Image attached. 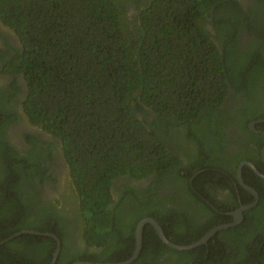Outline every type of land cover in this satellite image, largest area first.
Masks as SVG:
<instances>
[{
  "label": "trees",
  "instance_id": "1",
  "mask_svg": "<svg viewBox=\"0 0 264 264\" xmlns=\"http://www.w3.org/2000/svg\"><path fill=\"white\" fill-rule=\"evenodd\" d=\"M0 21L21 46L0 50V72L23 78L26 117L61 144L87 249L69 254L64 225L24 203L21 185L41 162L6 144L2 127L0 242L25 230L51 233L62 242L56 264L121 263L133 256L144 219L187 246L232 223L223 213L242 205L239 196L243 204L254 200L235 184L250 154L226 156L223 127L236 125L249 143L248 125L264 120V0L248 11L240 0H0ZM243 32L251 38L244 46ZM12 88L0 90V125L2 113L9 118L3 127L19 120L4 106L21 92L16 81ZM231 92L242 96L232 116L225 109ZM28 139L39 160L52 156L49 144ZM256 142L262 146L264 136ZM126 178L151 183L119 184ZM243 178L261 199L242 224L184 252L147 224L133 264H264V181L248 167ZM212 183L234 201L201 204L197 192ZM194 199L205 220L189 213ZM56 248L53 238L23 234L0 245V264H51Z\"/></svg>",
  "mask_w": 264,
  "mask_h": 264
},
{
  "label": "flooded vegetation",
  "instance_id": "2",
  "mask_svg": "<svg viewBox=\"0 0 264 264\" xmlns=\"http://www.w3.org/2000/svg\"><path fill=\"white\" fill-rule=\"evenodd\" d=\"M240 2L247 11L255 7V0H240ZM250 41V36L247 33L243 32L241 37L242 46H244ZM18 43L20 42L14 31L4 26V24L0 21V50L12 54L14 53V50L19 49L21 47L18 45ZM14 81L17 82V85L21 92L16 97L15 102H9L8 100H5L4 106L8 111H13L15 114H17L19 120L3 127L4 122L8 121L9 118L7 115L2 113L4 120L3 123L0 125V128L2 127L4 131L2 130L1 135L2 138L5 140L6 144L12 146L22 158H25L26 161H29V163H36L38 161L41 162L39 168L35 171L36 173H34V175L30 177L28 176L29 178L27 176L26 178H24V181L21 185L22 200L24 201V203L32 207L35 213L39 214L45 211L48 212L50 216L54 215L55 220L51 221L54 225H64L65 231H67L68 234V238L66 239L65 244L67 247V252L69 254L76 252V250L78 249L86 250V244L84 243L81 235L82 218L79 211V203L76 198V191L69 177L68 165L64 158L61 144L54 137L44 133L41 128L31 125L28 118L26 117L22 108L23 99L26 95V84L24 83L23 78L21 76L15 77L12 75H5L0 72L1 91H8L9 89H12L9 92H13L14 90L12 88V84L14 83ZM241 102L242 96L235 95L231 92V95H229L225 102V109L228 110L229 112H227L230 113V115L232 116L235 114L236 108L241 104ZM260 123V121H254L248 125L250 132L254 135V140L252 139V142L249 143H245L242 141V136L240 135L239 128L236 127V125H226L223 128L225 135V146L227 150L226 156H228L229 158H233V155L237 153L248 152L250 154V159L244 161L243 163L252 164L256 168V170L262 176H264V144L261 146L259 142H256V139L260 138L261 136H264V131L261 130L259 127ZM253 124L254 126H252ZM29 136L37 139L40 146H45V143L49 144L52 149V156L46 153L43 159L39 160L40 156L38 155V147L30 143L28 139ZM243 163H241L240 166ZM240 166L238 168L237 176L238 184L236 182L235 184L236 186L240 185L244 191L248 192V194L254 198V200L249 204H243V200L241 199V196H239V202H241L242 205L238 208H236V206L233 207V205H235V202H233V204L231 205V209L223 213L232 219V223L235 220L234 214L239 209H241V207L248 206L256 202V197L245 187H243L239 180ZM244 167H248L249 170H251L259 179L264 181V178L260 177L248 165L243 166V168ZM249 181L251 183L257 184V180ZM119 182V184L128 183L129 185L137 189H145L150 185L151 180L142 179L135 181L126 178L120 179ZM243 182L246 186L253 188L256 192H258L259 204L261 199L259 191H257L254 186L252 187L251 185L245 183L244 178ZM119 184L117 183V186H119ZM210 187L211 188H209V190L197 192V198L201 204H203L202 202H205L206 204L214 206L223 202L228 204L234 201V197H231L230 195L231 191L223 190L221 187H219L217 183H212ZM158 191L159 193H163L164 190L159 188ZM118 192L119 190L117 189L113 192L115 200H117L120 195ZM246 198L249 197L247 196ZM194 200V202L190 201L191 205L189 207V213L191 215H196V218L199 219V221L205 220L206 215L198 214L199 210H202V206L197 203L196 199ZM258 204L255 207L243 212V220L240 224H242L246 219L245 213L253 211L258 206ZM227 208H230V205L227 206ZM210 241L211 239L209 240V242Z\"/></svg>",
  "mask_w": 264,
  "mask_h": 264
},
{
  "label": "water",
  "instance_id": "3",
  "mask_svg": "<svg viewBox=\"0 0 264 264\" xmlns=\"http://www.w3.org/2000/svg\"><path fill=\"white\" fill-rule=\"evenodd\" d=\"M261 123L264 122L263 121H260ZM254 126V124L252 125ZM245 165H248L250 168H252L260 177L264 178V176H262L257 170L256 168L250 164V163H243L241 166H240V169H239V180L241 182V184L243 185V187H245L249 192H251L255 197H256V202L251 204V205H248V206H243L241 207V209H239L235 214H234V222L233 223H230V224H225V225H221V226H218L216 228H214L213 230H211L209 233H207L203 238H201L199 241H197L196 243H193L191 245H187V246H181V245H177V244H174L173 242H171L165 235L162 227L160 226V224L154 220V219H151V218H147V219H144L143 221H141V223L138 225L137 227V230H136V249H135V252L133 254V256L125 261V262H121V263H93V262H75L73 264H133L138 258H139V255L142 251V248H143V231H144V227L147 225V224H150L154 227V229L156 230L160 240L166 245L168 246L169 248L173 249V250H177V251H180V252H184V251H190V250H194L198 247H201L203 245H207L209 240L216 234L218 233L219 231L221 230H225V229H229V228H232V227H235L237 226L238 224H240L243 220V212L244 211H247L253 207H255L257 204H258V201H259V194L258 192H256L253 188H250L248 186H246L243 182V178H242V168L243 166ZM23 234H32V235H44L46 237H50V238H53L57 241V248L54 252V255H53V260H52V263L51 264H56L57 263V260L60 256V253H61V248H62V243H61V240L54 234H51V233H45V234H42V233H38V232H35V231H31V230H25V231H22V232H19L13 236H11L10 238L0 242V245H3L5 243H8L18 237H20L21 235Z\"/></svg>",
  "mask_w": 264,
  "mask_h": 264
},
{
  "label": "rangeland",
  "instance_id": "4",
  "mask_svg": "<svg viewBox=\"0 0 264 264\" xmlns=\"http://www.w3.org/2000/svg\"><path fill=\"white\" fill-rule=\"evenodd\" d=\"M18 45L20 46V43H18Z\"/></svg>",
  "mask_w": 264,
  "mask_h": 264
}]
</instances>
